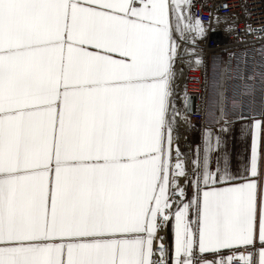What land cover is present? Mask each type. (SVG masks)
Instances as JSON below:
<instances>
[{"label": "snow or ice", "instance_id": "6c2138e0", "mask_svg": "<svg viewBox=\"0 0 264 264\" xmlns=\"http://www.w3.org/2000/svg\"><path fill=\"white\" fill-rule=\"evenodd\" d=\"M175 35L189 0H0V264H264V118L189 159Z\"/></svg>", "mask_w": 264, "mask_h": 264}, {"label": "built area", "instance_id": "2783aa9c", "mask_svg": "<svg viewBox=\"0 0 264 264\" xmlns=\"http://www.w3.org/2000/svg\"><path fill=\"white\" fill-rule=\"evenodd\" d=\"M189 7L206 35L185 43L183 120L204 129L256 116L264 109V0H189Z\"/></svg>", "mask_w": 264, "mask_h": 264}, {"label": "crops", "instance_id": "0c3cea01", "mask_svg": "<svg viewBox=\"0 0 264 264\" xmlns=\"http://www.w3.org/2000/svg\"><path fill=\"white\" fill-rule=\"evenodd\" d=\"M175 37H176V35H175ZM176 88L177 87L174 86V97H173V99L175 101V109L179 113V111H180L179 103L181 102L182 93L178 92L176 90ZM177 92L179 93V96H178ZM256 118H258V119L264 118V115L261 117H256ZM180 119L182 121H184L183 118L180 117ZM250 121H251V119L237 121L234 123H227V127L229 128V133L227 135L228 149L231 152V154L233 155L234 161L235 160H242L247 155V147H248V143H249L250 138L242 130L246 129L248 127V125L250 124ZM181 123H183V122H181ZM222 125H224V122L222 120H219L218 126L213 127V128H207V129L214 131V130H217ZM204 129L196 128L197 143L200 141V138L203 135Z\"/></svg>", "mask_w": 264, "mask_h": 264}, {"label": "bare ground", "instance_id": "6f19581e", "mask_svg": "<svg viewBox=\"0 0 264 264\" xmlns=\"http://www.w3.org/2000/svg\"><path fill=\"white\" fill-rule=\"evenodd\" d=\"M185 43H187V42H185L183 40V41H180L179 45H178V51L180 53L178 58L179 57L180 58L179 59L177 58V61H176L177 62V65H176L177 72H176V74L178 76L175 78V84H174L175 87H177L178 85H182L183 69H184L186 63L184 65H180V64H182L181 61L184 60V59L182 60V57H183V53H184V50H185V45H186ZM177 94L179 96L178 92H177ZM182 95H183V92H182ZM182 95H181V101H182V97H183ZM187 101H189V99H187ZM262 106L264 107V100L262 101ZM260 110H262V111H260V113L258 112L257 115L254 116V117H261V116L264 115V109H260ZM249 119H252V117L251 118H244L242 120H249ZM242 120H240V121H242ZM185 131H186V128L181 123L180 126L178 127V142H179V146H180L182 152H184L182 149H184V150L188 149L186 154L189 155V159H190V153H189L190 146H189V142L187 140V136L185 134Z\"/></svg>", "mask_w": 264, "mask_h": 264}, {"label": "rangeland", "instance_id": "374dc122", "mask_svg": "<svg viewBox=\"0 0 264 264\" xmlns=\"http://www.w3.org/2000/svg\"><path fill=\"white\" fill-rule=\"evenodd\" d=\"M175 39H176V42H177V46H178V44H179V41H180V37H179V35H176V37H174ZM183 60V59H182ZM182 62V64H180V65H184L185 63H186V58H184V60L183 61H181ZM180 62V63H181ZM176 65H177V62H176ZM178 75L176 74V77H177ZM182 85H178L177 86V91L178 92H180V93H182L183 92V90H182ZM179 108H180V111H179V113L181 114V118H183V113H184V100L182 99V101L179 103ZM185 127H186V131H185V134H186V136H187V140H188V142H189V146H190V149H193L194 150V146L196 145V143H197V137H196V127H191V126H188L187 124H185V123H182ZM183 151H184V153L186 154L187 153V150L188 149H186V150H184V149H182Z\"/></svg>", "mask_w": 264, "mask_h": 264}, {"label": "water", "instance_id": "95a60500", "mask_svg": "<svg viewBox=\"0 0 264 264\" xmlns=\"http://www.w3.org/2000/svg\"><path fill=\"white\" fill-rule=\"evenodd\" d=\"M189 111V101H187V108H186V112Z\"/></svg>", "mask_w": 264, "mask_h": 264}]
</instances>
